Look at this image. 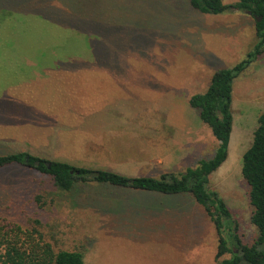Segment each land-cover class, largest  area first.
Returning <instances> with one entry per match:
<instances>
[{
  "label": "rangeland",
  "instance_id": "rangeland-1",
  "mask_svg": "<svg viewBox=\"0 0 264 264\" xmlns=\"http://www.w3.org/2000/svg\"><path fill=\"white\" fill-rule=\"evenodd\" d=\"M10 1L23 4L37 32L43 28L40 40H28L26 50L37 70L85 61L89 67H107L112 77L98 83L94 77L82 82L80 75L44 73L37 97L42 120L33 122L25 136L0 132V156L25 152L75 167L153 178L183 173L213 156L217 141L188 100L206 91L215 71L232 68L252 52L257 38L251 16L238 11L203 15L188 0ZM76 7L91 11L90 18H74L86 31L71 29L72 19L60 20L68 21L66 26L52 21L65 16L61 9L77 14ZM231 100L228 156L208 177V189L220 195L243 243L251 245L257 231L250 222L241 159L264 111V55L234 80ZM72 105L113 112L89 126L78 117L82 113L68 112ZM146 112L161 125L167 113L175 131L159 125L148 129ZM0 221L21 228L38 221L54 252L81 251L83 264H218L229 258L215 259L214 227L188 195L93 184L66 193L48 176L17 164L0 169Z\"/></svg>",
  "mask_w": 264,
  "mask_h": 264
},
{
  "label": "trees",
  "instance_id": "trees-1",
  "mask_svg": "<svg viewBox=\"0 0 264 264\" xmlns=\"http://www.w3.org/2000/svg\"><path fill=\"white\" fill-rule=\"evenodd\" d=\"M190 7L203 15H219L238 11L251 13L257 42L246 58L232 68L212 74L210 84L202 94H195L188 105L196 111L199 121L206 125L217 141L209 160H201L194 168L180 174H162L153 177H129L108 170L80 168L65 162L51 161L20 152L0 156V169L17 164L48 176L52 185L69 193L77 186L108 185L119 189L161 194L188 195L199 205L212 223L218 237L215 259L229 258L218 264H264V111L257 118L249 148L241 159V176L248 186L252 208L250 222L257 231L251 245L243 243L238 222L226 203L215 191L208 189V177L217 171L228 156L233 118L231 93L234 80L264 55V0H237L226 6L222 0H188ZM257 18H261L257 22ZM37 201L39 198H36ZM30 228L0 221V264H83L81 251L54 252L38 229V221Z\"/></svg>",
  "mask_w": 264,
  "mask_h": 264
},
{
  "label": "crops",
  "instance_id": "crops-1",
  "mask_svg": "<svg viewBox=\"0 0 264 264\" xmlns=\"http://www.w3.org/2000/svg\"><path fill=\"white\" fill-rule=\"evenodd\" d=\"M36 1L38 2L39 0ZM41 2H51V0H41ZM20 5L23 4L18 1L0 0V132L6 136L21 135L22 132L25 136L28 131H32L31 124L33 122L36 124L37 120H42L44 114L42 100H40L41 97L39 100L37 97L42 94L41 87L44 73L53 74L60 72L70 76L80 75L82 82H86L85 79L87 78L94 77L98 83L101 80H106L108 76L112 77V75L108 74L109 70L107 67H89L85 64V61L74 62L71 65L69 64L70 67H43L37 70L33 60L28 62L26 50L28 48V40H40L43 28L41 27L38 33L34 25L35 20L25 16L27 10ZM75 9L77 14L67 9H61L65 16L52 21L66 26L69 24L68 21L60 20L72 19L75 22L74 18H78L79 15H89L90 18L91 11L88 8L76 7ZM80 11L84 12L81 13ZM71 29L86 31L80 21L75 22ZM35 33L36 37H34ZM28 64L31 67L30 71L27 70ZM68 112L73 116L82 113L78 117L80 120L86 121L87 125L90 126L92 120L106 118L104 114L112 113L113 111H108L106 107L97 108L96 110L88 108L85 111L84 108L79 109L76 105H72L69 107ZM144 115L147 118L146 125L148 129L151 128V125L154 127L159 125L167 133H170L172 129L174 130L168 122L169 116L167 113L162 115V125L154 116L151 119L149 112ZM33 131L36 134L35 127ZM153 131L157 134L155 128H153ZM11 141L10 139L4 142Z\"/></svg>",
  "mask_w": 264,
  "mask_h": 264
},
{
  "label": "water",
  "instance_id": "water-1",
  "mask_svg": "<svg viewBox=\"0 0 264 264\" xmlns=\"http://www.w3.org/2000/svg\"><path fill=\"white\" fill-rule=\"evenodd\" d=\"M247 15L251 16V13L248 12ZM260 20H261V18H257L256 21H257V22H260Z\"/></svg>",
  "mask_w": 264,
  "mask_h": 264
}]
</instances>
